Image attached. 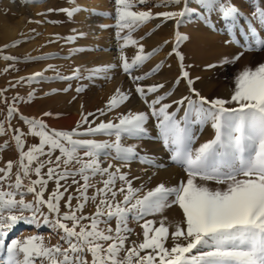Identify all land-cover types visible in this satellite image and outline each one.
<instances>
[{
	"label": "snow or ice",
	"instance_id": "obj_1",
	"mask_svg": "<svg viewBox=\"0 0 264 264\" xmlns=\"http://www.w3.org/2000/svg\"><path fill=\"white\" fill-rule=\"evenodd\" d=\"M193 2L197 7H190ZM72 3L75 4V0ZM147 3L148 0H115L116 37L123 41L121 50L129 44L138 47L130 62L126 56H120L123 72L133 81H142L163 67L161 61L150 72L131 75L159 50L153 48L145 52L143 44L134 40L132 33L157 17L174 20L179 28L189 16H203L207 23L216 13L233 37L225 43L239 44L235 39L239 30L245 38L246 49L264 51V36L260 34L264 32V7L250 4L251 11L244 13L233 0H162L154 7H181L178 11L157 13L150 8L132 10ZM59 11L72 18L83 9L76 5ZM244 15L249 17L246 27L239 24ZM125 29L127 32L121 35ZM186 38L177 31L173 48L182 69L184 57L177 48ZM18 43L13 42L11 46ZM7 47L9 45H5ZM243 55L241 51L230 59L224 58L222 63H234ZM3 59L17 58L5 55ZM100 71L92 70L87 78H95ZM42 78L43 73L36 72L21 79L33 82ZM78 78H83L79 69L71 76L61 77ZM182 78L195 99L185 96L165 103L172 92L157 94L165 88L163 83L137 84L135 93L146 105V111L120 114L118 122L102 121L83 131L81 126L90 124L87 116L71 130H57L41 118L19 113L16 102L21 98H12L5 120L0 121V137L9 136L11 132L10 139L14 141L17 154L15 160L4 161L2 154L13 145L9 140L0 142L3 165L0 166V264H264V63L255 68L246 66L238 72L230 99L201 96L191 87L193 80L187 71H182ZM82 90L77 88V92ZM2 91L6 90H0V98L7 104ZM150 94L157 95L149 100ZM33 95L34 92H30L29 98ZM129 100L130 93L117 89L106 109L111 112ZM173 104L175 110L169 111ZM181 109L183 115L178 116ZM99 111L101 116L106 114L104 109ZM16 116L27 126V132L12 127L11 121ZM150 118L156 121L159 138L170 153V160L183 169L187 179L171 187L158 184L141 195L143 189L133 186V181L139 178L130 177V173L122 169L129 167L132 161L147 167L163 165L137 152L136 146H125L122 140H140L147 136L146 125ZM205 126L211 127L213 138L194 148ZM97 134L114 137V140L84 138ZM28 136L38 142L28 144ZM106 161L118 163L108 162L105 167ZM50 182L54 185L51 191L48 190ZM212 184L216 187H211ZM29 195L32 199L26 200ZM89 204L94 206V211L86 213ZM174 205L182 210V223L186 227L177 223L170 232V226L164 222L166 217H162L158 227L157 221L145 219L162 214ZM130 220L144 221L140 224L142 240L131 239L134 229L129 227ZM20 223L47 227L59 236V241L49 245L41 234L9 241L10 231ZM169 239L171 247L167 246Z\"/></svg>",
	"mask_w": 264,
	"mask_h": 264
},
{
	"label": "rangeland",
	"instance_id": "obj_2",
	"mask_svg": "<svg viewBox=\"0 0 264 264\" xmlns=\"http://www.w3.org/2000/svg\"><path fill=\"white\" fill-rule=\"evenodd\" d=\"M161 2L162 0H148L146 6L137 5L132 10L141 11L150 8L153 13H157L178 11L181 7L177 5L154 7ZM233 3L238 4L244 13L251 11L250 4L251 6L264 7L262 0H233ZM89 4L95 6L92 14L88 16ZM76 5H79L83 11L78 12L72 18L59 11L63 8L71 9ZM190 7H197V5L193 2ZM115 8V0H75V4L72 3V0H0V90H6L2 91V97L7 98L8 101L6 104L0 98V121L5 120L8 105L12 104V98L18 96L21 98L16 102L19 113L30 118H41L49 127L57 130L75 128L84 116L88 117L90 124L82 125L81 131L89 126L94 127L102 121L118 122L120 114H135L147 110L140 96L135 93L137 84L148 86L163 83L165 88L157 94H163L166 91L172 92V95L164 101L165 103H172V101L180 100L185 96H191L195 99L196 97L190 91L187 81L182 78V71L189 73V78L193 80L191 87L198 91L201 96L209 99H230L235 87L234 78L242 67L244 69L247 65L255 68L258 64L264 63V51L248 50L235 44L225 43V41H231V36L228 34L224 23L220 34L217 35L220 38L216 39L218 41L210 40L207 33H203L205 35L202 36V31L205 32V29L206 32L209 31L207 25L212 26L214 24L216 19L213 20V14L215 13L209 17L207 23H205L203 16H189L179 28H177L176 21H165L163 17H157L132 33V38L137 40L139 44H143L145 52L151 51L153 48L159 50L143 66L134 69L131 75L140 76L150 72L161 61L164 62L163 67L156 74L149 75L142 81H133L131 76L123 72L120 56H126L130 62L137 54L138 47L129 44L121 50L123 41L116 37ZM50 9L52 11H49ZM248 19V15H244L239 21L240 25L246 27ZM6 25L16 28L14 35L9 39H3L1 36L2 28ZM177 31L187 37L180 42L177 48L184 57L183 69L181 68V61L173 52V48L176 46ZM126 32L127 29L121 35ZM78 33H83V35H78ZM236 33L240 38H244L239 30ZM260 34L264 36V32ZM71 37L75 38L69 39ZM17 41L19 43L16 46H11L13 42ZM5 45H9V47L5 48ZM241 51L244 52V55L238 61L222 63L224 58L230 59ZM5 55L17 59L5 60L3 59ZM209 65L216 66L209 67ZM76 69H79L83 78L61 79L64 76H71ZM94 69H101V71L95 78L88 79L87 77L92 74ZM36 72H42L43 78L33 82L21 79ZM178 79L179 83L177 84ZM11 84L16 86L11 87ZM77 88H83V90L77 92ZM64 89L68 90L64 91ZM117 89L130 93V100L119 108L108 112L106 105L110 98L116 94ZM30 92H34L31 98H29ZM157 94H150L148 99H153ZM175 108L176 105L173 104L169 111H174ZM101 109L106 112L103 116L100 115L99 110ZM183 111L181 109L178 116H182ZM46 112L53 115L45 116L44 113ZM89 113L93 115L89 116ZM73 115H76V120L65 125L63 121L71 119ZM11 125L13 128L18 127L27 132V126L19 119V116L12 119ZM5 127H8L7 123ZM146 128L148 134L143 139L125 138L122 143L125 146H136L137 152L151 156L160 165L168 164L167 168H174L176 172L183 171L181 167L170 160V153L164 148L159 138L154 118L149 119ZM11 135L12 133L9 132V136L0 137V142L9 140L13 145L11 150L2 154L4 161L17 158L14 141L10 139ZM213 135L214 132L211 127L205 126L202 132H199V137L193 147L198 148L202 143L212 139ZM84 138L97 141L114 140V137L103 134ZM37 142L36 138L27 137L28 144ZM108 162L118 163L106 161L103 166L106 167ZM0 166H3L2 161H0ZM136 166L141 168L138 173L135 171ZM162 167H147L139 161H132L129 167L122 170L129 172L130 177L139 178L133 181V186L142 188L141 195H143L147 190H151L150 187L157 179V171L160 172ZM184 174L186 175L185 172ZM68 183L70 184L71 181L69 180ZM175 185L178 183L171 184V186ZM210 186L216 187L214 184ZM53 187L54 185L50 182L48 190L51 191ZM91 194L92 190L90 189L89 195ZM45 195L47 196V193ZM31 199V195L26 197V200ZM75 203L74 200L73 204ZM172 208L173 206L166 208L160 214L161 217L160 215L158 217L157 214L150 215L151 217L145 219L151 220L153 218L157 221L156 226L158 227L159 221L163 216L167 218L168 216L165 214ZM61 209L64 210L63 201L61 202ZM93 211L94 206L91 204L85 209L86 213ZM129 222L134 221L130 220ZM112 226L115 227V220L112 221ZM25 231L26 233H24ZM36 234L43 235L45 242L49 245H55L59 241V236L49 228L33 227L25 223L16 225L10 231L7 239L9 241L13 238L22 240Z\"/></svg>",
	"mask_w": 264,
	"mask_h": 264
},
{
	"label": "bare ground",
	"instance_id": "obj_3",
	"mask_svg": "<svg viewBox=\"0 0 264 264\" xmlns=\"http://www.w3.org/2000/svg\"><path fill=\"white\" fill-rule=\"evenodd\" d=\"M96 4V3H95ZM95 5H92V4H89L88 7V12H87V15L89 16L90 14H92V11H93V8H94ZM240 7V6H239ZM15 8V7H13ZM27 16V15H26ZM216 16V17H215ZM213 20H215L214 24L211 26H208L207 25V28L209 29L208 32H206V29H205V32L202 31V34L203 33H207L208 34V38L210 40H216L217 38H219L217 35L220 34V30H222V25H223V22L217 17V14H213ZM240 24V23H239ZM203 27V25H202ZM207 29V30H208ZM199 30H203V29H199ZM16 31V28L13 27V26H3L2 28V31H1V36L3 39H9L10 37H12L14 35ZM237 32V31H236ZM222 33V32H221ZM206 34V35H207ZM205 34H203L202 36L204 37ZM200 37V36H199ZM202 37V38H203ZM220 39V38H219ZM235 39L236 40H239L240 43L239 44H236V43H230V45L232 44H235L237 45L238 47H244V44H245V38H240L238 36L237 33H235ZM233 40V37L231 36V41ZM218 41V40H216ZM247 66V65H246ZM243 69V67H242ZM241 69V70H242ZM240 70V71H241ZM78 113V112H77ZM76 120V115H73L71 119H66L63 121V123L65 125H68L72 122H74ZM168 164L164 165L161 169H160V172L157 171V179L153 182L152 184V187H150V189H153L156 185L158 184H166V186L168 184H170L168 187L171 186L172 183H180L182 180H186L187 177L186 175L184 174L183 171H180V172H176V170L174 168H167ZM107 167V166H106ZM141 170L140 167L136 166L135 168V171L138 173L139 171ZM160 214H158L157 216L159 217ZM164 215V214H163ZM167 220H165V224L166 225H169V231L172 232L174 231V227L177 223H180L181 226L183 227L184 224L182 223L183 222V214H182V210L178 207V206H173L172 210H170L169 212H167ZM148 217H151V216H147ZM161 217V215H160ZM164 217V216H163ZM146 218V217H145ZM151 220H154L153 218ZM144 221H140L139 223H136V222H129V227L133 228L134 229V233L132 234L131 236V239L132 240H142V231L143 229L140 227V224H142ZM26 230V229H25ZM30 232V231H29ZM26 233V231L24 232ZM23 233V234H24ZM21 234V233H20ZM136 234H140L139 236H137ZM22 236V235H21ZM181 243H183V241H181ZM172 245V241L171 239H169V241L167 242V246L171 247Z\"/></svg>",
	"mask_w": 264,
	"mask_h": 264
}]
</instances>
